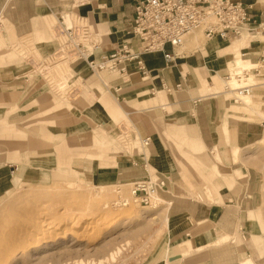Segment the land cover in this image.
I'll return each instance as SVG.
<instances>
[{"label": "crops", "instance_id": "crops-1", "mask_svg": "<svg viewBox=\"0 0 264 264\" xmlns=\"http://www.w3.org/2000/svg\"><path fill=\"white\" fill-rule=\"evenodd\" d=\"M234 1L247 6L255 21V25L244 30L241 40L227 46L232 39L210 40L206 54L202 50L189 55L183 52L174 65L166 64L162 53L143 54L141 59L149 70L148 76L142 77L136 65H131L128 80L116 88L123 92L119 105L138 135L152 141V169L157 172L154 177L166 180L160 199L169 228L165 247L154 264H264V217L254 197L242 193L238 180L245 171L241 154L239 160L235 156L239 150L241 153L264 142V113L255 109H264V94L260 102H256L259 95L254 101L250 97L245 115L231 97L234 92L222 80V74L228 78L238 69L239 61L250 63L252 68H264V42L251 36L264 24V0ZM136 4V0H0V19L8 22L17 39L32 37L37 46L47 48L52 42L47 39L49 28L45 19L77 16L102 37L103 55H110L128 40ZM133 49L139 50L137 43ZM167 50L170 52L169 47ZM72 67L74 75L84 83L97 76L83 63ZM182 80L187 82V91L183 90ZM27 83L17 89L0 85V157L7 152H33L39 157L42 153L34 152L53 151L61 144L54 137L52 141L36 138L33 121L45 127L53 121L58 129L54 133L62 134L70 148L81 152L93 148V142L82 145L84 140L93 139L84 137L88 129L93 132L101 126L106 135L113 134L110 121H96L87 114L95 110L94 104H87L85 98L72 103L74 117L66 114L67 107L55 109L57 104L53 100H41L48 93L46 85L36 91ZM83 124L88 128L83 135L67 134ZM206 153L210 157H205ZM62 154L69 158L68 152ZM106 156L118 160L102 164ZM133 156L136 158L112 154L93 159L87 180L99 187H112L147 177V157L139 153ZM6 162L13 163L14 158ZM16 166H0V198L12 189ZM206 188H211L212 196Z\"/></svg>", "mask_w": 264, "mask_h": 264}, {"label": "rangeland", "instance_id": "rangeland-1", "mask_svg": "<svg viewBox=\"0 0 264 264\" xmlns=\"http://www.w3.org/2000/svg\"><path fill=\"white\" fill-rule=\"evenodd\" d=\"M65 16L68 17V15ZM71 17L78 19L77 16ZM45 21L49 28L47 39L52 42L47 48L37 46L32 37L17 39L11 32L8 22L3 18L0 19V85L17 89L28 82L27 84L31 87H36V91L46 85L48 93L41 97V100H53L57 104L55 109L67 107L66 114L74 117L76 112L72 103L85 98L87 104H94L95 110L94 112L89 110L87 114L96 121H102V119L110 121L113 134L106 135L101 126L93 132L89 131L86 124L69 130L67 134L83 135L88 129L84 137L93 138L82 142V145L87 146L93 142V148L87 151L84 149L81 152L70 148L62 134L54 133L58 129L53 121L46 123L48 127H45L43 123L33 121L35 122L33 134L36 138L43 137L52 141L54 139L51 137H54L61 140V144L53 151L34 152L42 153L39 157L33 152L30 154L3 153L0 157V166L13 164L17 165V169H14L16 171L13 176L12 189L0 198V253L3 256L0 264H154L165 247L167 232L165 205L162 200L156 201L157 197L163 198L160 191L152 195L150 203L145 205L133 196L131 182L112 187L107 186L105 190H100L98 185L87 180V175L93 166L91 165L93 159H101L105 155L112 154H125L135 159L133 155L139 153L142 157H147L148 170L153 181H159V178L154 177V172L157 174L156 170L152 169L151 145H145L147 137L138 135L137 128L129 121L119 105V102L120 104L122 102L120 96L123 92H118L116 88L120 87L123 81L117 80L116 73L103 72L84 83L80 76L74 75L73 67L62 65L58 69L51 70L52 73L55 72V75L49 73L57 88L51 91L39 72L43 70L42 68L45 69L51 65L52 51L55 48L54 35L57 18L51 16ZM251 36L253 39H260L264 42V37L259 30L251 32ZM243 37L242 35L233 38L226 46ZM193 38L196 40L189 43V40ZM208 42L204 31L197 30L187 36L183 46L178 49V53L185 52L189 55L202 50L206 54L211 45ZM240 56L244 59L241 52ZM222 77L230 91L251 87L247 95L253 101L259 95L256 102H260V97L264 94L262 65L248 68L241 73L238 70L228 78L226 74H222ZM186 85L187 82L182 80L185 91H187ZM163 95L161 94V97ZM231 97L235 98L234 95ZM242 99L244 96L238 97L237 106L238 110L246 115L250 106V98L239 102ZM255 109H260L264 113L262 108ZM259 116H261L260 112ZM257 122H260V119ZM37 140L42 142L41 139ZM148 143L152 141L149 140ZM2 151L6 152V149ZM64 152L69 153V158L62 154ZM209 154L206 153L204 156L208 158ZM239 154H241L240 161L243 163L245 172L238 183L242 186L244 195L254 197L264 217V142H257L241 153L240 150L237 151L236 160H239ZM9 158H14V162L7 163L6 160ZM132 158L127 157V160H132ZM117 160L118 158L106 156L102 164L105 162L114 164ZM18 175H20L19 181L16 182ZM162 180L165 181L163 178ZM229 186L233 190L232 184ZM101 191L105 194L116 195L117 201L110 202L107 197L98 194ZM206 191L210 194L209 196H212L211 188H206ZM213 191L216 189L214 188ZM96 199L97 204H95ZM37 202L39 205L42 204V210L44 208L45 210H56L61 207L57 209L60 211L59 214L46 217L44 230L48 233L43 231L45 234L42 235H46V239L40 236L42 233L38 235L39 237L36 236V239L31 238L30 231L24 235L17 234V236L14 231L16 225L22 223L30 226L37 220L39 221L36 213H28V209L25 208ZM102 203H106V206H100ZM99 206L103 210H100ZM41 238L43 241L46 240V243L34 245L33 239L40 240Z\"/></svg>", "mask_w": 264, "mask_h": 264}, {"label": "built area", "instance_id": "built-area-1", "mask_svg": "<svg viewBox=\"0 0 264 264\" xmlns=\"http://www.w3.org/2000/svg\"><path fill=\"white\" fill-rule=\"evenodd\" d=\"M136 3L129 38L110 55H103L102 37L83 19L71 15L57 18L52 62L39 72L51 91L57 89L51 76L55 72L51 70L62 65L72 67L83 63L92 74L116 73L117 80L124 82L130 75L129 67L135 64L137 71L146 78L149 70L141 59L143 54L162 53L166 64L174 65L181 56L178 49L187 36L197 30H203L209 41L216 38L229 41L255 25L248 7L234 0H136ZM259 32L264 37V24L259 25ZM135 43L139 46L137 51L133 49ZM250 88L235 90L234 101L249 94ZM149 140L146 139L145 145ZM165 181L159 176V181L154 182L148 172L147 177L131 182L132 194L141 200V204L148 205L152 200L151 193L161 191Z\"/></svg>", "mask_w": 264, "mask_h": 264}, {"label": "bare ground", "instance_id": "bare-ground-1", "mask_svg": "<svg viewBox=\"0 0 264 264\" xmlns=\"http://www.w3.org/2000/svg\"><path fill=\"white\" fill-rule=\"evenodd\" d=\"M244 32L245 31H243L242 32V34L240 35V36H242L243 34H244ZM246 67V68H245ZM248 68H252V65L250 64V63H244V62H242V61H239V63H238V69L236 70V71H238L239 70V73H241V72H243V71H245V70H247ZM236 71H234V72H236ZM244 88V87H243ZM235 90H237V89H234V90H232V92H234ZM244 96V99H242V100H240L239 102H244V101H246L248 98H250V96H248L247 94H245V95H243ZM106 188H108V187H99V189L100 190H105ZM102 192H104V191H101L100 193H98L99 195H104L103 197H107V199L108 200H110V202L111 201H117V196L116 195H111V194H105V192L104 193H102ZM112 193H114V192H112ZM116 194V193H115ZM154 194H157L156 192H154V193H151V197H152V195H154ZM92 195V194H91ZM119 195V194H118ZM95 197V196H94ZM92 198V197H91ZM97 198V197H96ZM90 199V198H89ZM43 200V199H42ZM94 200H95V198H94ZM100 200V199H99ZM158 200H161L160 199V197H157L156 198V201H158ZM102 201V200H101ZM104 201V200H103ZM41 202V201H40ZM125 202H127V201H125ZM98 202H97V199H96V203L95 204H97ZM41 204V203H40ZM54 204V203H53ZM57 204H59V203H57ZM42 205V204H41ZM41 205H39V202H37L36 204L34 203V204H32L30 207H25L26 209H28V213H36L37 215H38V218L37 219H39V221L37 220V222H35V223H33V224H30V226L29 225H23L22 223L21 224H19V225H16L15 227H14V231L16 232V235L17 234H26V233H28L29 231H30V233L32 234L31 235V238H35L36 239V236L37 237H39L38 235H40L41 233V235L40 236H42L43 235V233L44 232H47L46 230H44V227H45V225H46V223H45V221H46V217L47 216H49V215H51V214H59L60 213V211L59 210H57V209H61V207L59 208L58 206L60 205L61 206V204H59V205H56L58 208L56 209V210H50V209H46L45 210V208L42 210V206ZM48 205V204H47ZM49 205H50V203H49ZM98 205H100V204H98ZM97 205V206H98ZM46 206V205H45ZM53 206V205H52ZM64 206V205H63ZM65 206H66V204H65ZM100 206H106V203H102V205H100ZM98 207L100 210H103L102 209V207ZM47 207V206H46ZM49 207H51V206H49ZM52 208V207H51ZM23 209V208H22ZM53 209H54V207H53ZM44 211H46L45 213H44ZM66 212V211H65ZM78 212H80V211H78ZM75 213V212H74ZM37 217V216H36ZM165 222H166V225H167V229L169 228V219H168V217H166V219H165ZM45 223V224H44ZM49 225H50V223H49ZM55 225V224H54ZM29 226V227H28ZM28 228H30V230L28 229ZM50 228V227H49ZM55 228V227H54ZM89 228V227H88ZM53 229V225H52V228H51V230ZM49 230V229H48ZM51 230H50V232H51ZM55 230V229H54ZM13 231V232H14ZM44 231V232H43ZM48 233V232H47ZM45 234V233H44ZM66 234V233H65ZM22 235V236H23ZM18 236V235H17ZM42 237H46V235H44V236H42ZM46 239V238H45ZM33 241H34V245H36L37 244V246L38 245H44L45 243H46V240H44L43 241V238H41L40 240H34L33 239ZM32 241V242H33ZM53 243V242H52ZM2 258H3V256H2V253H0V261L2 260Z\"/></svg>", "mask_w": 264, "mask_h": 264}]
</instances>
